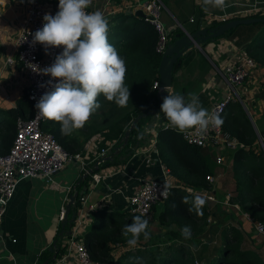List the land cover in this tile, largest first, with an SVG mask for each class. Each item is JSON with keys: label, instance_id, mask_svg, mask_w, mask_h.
I'll use <instances>...</instances> for the list:
<instances>
[{"label": "trees", "instance_id": "trees-1", "mask_svg": "<svg viewBox=\"0 0 264 264\" xmlns=\"http://www.w3.org/2000/svg\"><path fill=\"white\" fill-rule=\"evenodd\" d=\"M251 17L264 18V13L258 12ZM213 24L216 25V23ZM197 26L198 24L196 28ZM174 32L181 33V30L176 29ZM169 37L171 38L170 34ZM221 38L233 40L236 46H241L250 58L264 68V23L236 26L214 40ZM108 40L126 62L125 83L129 87L130 100L126 107H120L108 101L101 94L98 98L101 107L82 129L74 130L71 135L62 134L58 122L45 119L41 123V129L52 134L62 149L70 155L81 154L84 145L95 136L101 137V146H104L105 142L115 140L118 142L117 147H121V138L131 121L137 115L146 114L138 120V128L131 131L127 143L121 147L122 151L130 156L136 149L132 145L139 143L142 138L141 127L152 121L149 113L156 106L154 100L156 89L153 88V84L159 79L158 67L162 56V53L157 50L159 42L157 29L145 19L135 17L131 12L121 11L109 20ZM191 58L192 54L182 57L174 66L173 73L180 66L188 63ZM257 98H264V87ZM7 114L11 117L15 129L13 135L10 136V142L5 146V151L0 155L7 153L12 145L16 134V119L18 117L30 118L33 114V107L25 96L18 107L10 109ZM163 117L167 121L164 115ZM221 118L223 134L236 139L244 146L235 149L224 148L223 154L227 157L228 165L216 163L217 158L213 147L189 145L181 134L169 125L157 130L155 147L159 159L169 174L176 178L182 186L171 188L168 198L162 203L164 209L159 215V222L165 224L166 220L173 221L180 226V229L175 230L165 226L167 231L161 234L159 228L153 227L149 222V238L144 239L141 236L137 244L140 247L136 251L131 249L119 256H114L112 247L115 244H127L122 228L131 224L133 217L137 215H128L127 221L122 223L116 219L115 215L109 216L104 210H97L92 214L89 230L82 238L76 237L77 240H82L81 242L88 249L92 259L105 262L115 261L113 264H200L201 261L203 264H264V249L260 247L261 244L258 249L249 247L254 240L250 234L238 228V225H228L220 231L223 240L221 247L218 243L219 239L213 238L218 227L210 222L219 215V212L227 214L221 210L219 202L205 203L202 214L189 211L191 200L195 195L188 193L187 189L193 191L210 189L212 185L207 180V176L214 178L221 171H227L230 174L229 181L234 185L229 203L237 205L241 214H247L252 220L253 227L255 224H261L264 228V153L262 150H257L258 137L264 140V122L261 125L255 124V131L243 105L238 101L227 105ZM116 149L118 150V148L111 149L113 160L101 162L98 171L119 163V160H114ZM95 157L97 156L93 158ZM125 158L126 156L120 158V161H124ZM89 165L88 167L92 168L94 162ZM90 179L91 176H88L74 184L72 191L79 192L83 186L88 187ZM229 181L226 180L225 183ZM218 195L217 198L222 200ZM81 197L79 195L77 198L73 208L75 212L79 209ZM184 197H188V203L182 202ZM186 219L189 221L187 222ZM186 225L191 227L189 239L181 235V229ZM204 230L206 234L200 238ZM158 237L164 238L157 241L161 245L154 243L153 239ZM55 238H57L55 248L59 255L64 252L65 248L60 247L62 238L58 237V232ZM165 244L167 245L163 247ZM262 244L264 245V241ZM144 248L146 251H143ZM48 251L42 255V258L51 263L52 254Z\"/></svg>", "mask_w": 264, "mask_h": 264}, {"label": "crops", "instance_id": "crops-1", "mask_svg": "<svg viewBox=\"0 0 264 264\" xmlns=\"http://www.w3.org/2000/svg\"><path fill=\"white\" fill-rule=\"evenodd\" d=\"M134 1L136 0H92L90 8L91 12L96 10L105 11V17L109 21L111 17L121 11L133 13L128 6ZM161 1L163 8L160 12V20L171 38L174 36L176 29L191 31L196 29L197 24V28L211 29L231 19L251 17L258 12L264 13V0H227L228 7L223 11L211 6L208 7L207 11H204L202 0ZM25 9V0H0V154L5 151V146L10 142V136L13 135L15 129L7 111L18 107L20 101L25 97L28 84L25 73L16 61L18 54L16 37L19 22ZM213 23H216V25ZM233 42L228 38H221L207 40L200 48L196 46L190 48L182 57L192 54V58L173 73L174 78L172 77V85L168 94H180L187 99L189 93H194L199 97L202 106L210 110L211 106L219 101L226 91L222 71L227 65L235 61V57L239 55L240 51H243L241 46H236ZM8 58L14 59L15 62L6 64ZM244 87H246V90H242ZM262 87H264V68L257 66L241 89L243 95L242 105L250 122L251 119H254L255 112L253 109L260 112V102L264 98L258 99L257 95ZM161 119L163 124L160 127H167L169 123L164 120L163 115ZM143 127L145 125L141 127L142 138L139 143L136 145L131 144L136 149L130 156L122 151L123 148L117 147L118 142L115 140L105 142L104 146H101V137L99 136L93 137L84 145L81 157L88 164L94 156L99 155L101 147L106 148L107 151L118 148L114 153V157H116L114 160H119V163L109 165L98 171L103 176L101 181L95 186L88 185L87 191L81 197L77 219L79 211H84L86 216L76 229H74L76 223L71 227V235L74 230L75 237L82 238L90 228L92 214L97 210H104L109 216L115 215L116 219L122 223L127 221L128 215L131 214L127 199L141 186L142 180L145 178L158 181L167 179L172 186L182 187L181 183L169 173L168 175L162 173L163 165L156 147L152 144L149 134L147 135L142 131ZM175 131L180 132L179 130ZM213 149L216 158L218 156L223 158L222 164L216 163L228 165L227 157L223 154L224 148L213 147ZM124 156H126L124 161H120V158L122 159ZM82 168L80 162L71 161L66 163L62 170L55 173L50 181L43 177H27L18 181L15 193L0 222V255L5 254V257L0 260V264H41L46 260L42 258V255L49 250L56 233L60 230V219L64 206L68 201L69 193L73 192L74 184L78 183L83 174ZM229 176L230 174L227 171H221L214 177L212 188L216 196L219 193V196H222L232 191L234 186L232 182L229 187H226L228 182L225 183L226 180L229 181ZM89 183H91V179ZM227 188L230 189L227 190ZM190 194L195 195L194 193ZM223 199L218 200L217 203H220L221 210L227 214L219 212V215L215 216L210 223L214 224L215 227L218 223L221 226L237 223L242 228L241 217L244 214H241L239 208L238 210L234 208L235 211H233L232 208L235 206L232 204H222ZM163 209L162 203L153 207L149 216V220L152 219L149 222L153 227L157 226L161 234L167 231L165 226L175 230L180 228L173 221L168 222L166 220L165 224L159 222V215ZM80 217H83V215H80ZM248 226L253 227V223L246 221L244 229H242L246 233ZM154 233L156 235V232ZM71 235L61 239L60 247L65 248L64 252L57 255L55 260L49 264H76L72 254L67 257V263L59 260L62 255L68 253L67 246ZM250 235L254 243L256 240L264 239V235L258 233L255 229L252 230ZM219 237L220 228L213 235V238L217 240ZM78 241L81 242L82 240ZM157 241L156 238L154 243L161 245ZM167 244H170V242H167ZM139 247V245L132 248L127 244H115L112 247V254L119 256L131 249L136 251ZM149 247L152 246L149 245ZM143 251H146V249L144 248ZM34 255L35 260L32 262L31 258ZM200 264H203V261Z\"/></svg>", "mask_w": 264, "mask_h": 264}, {"label": "built area", "instance_id": "built-area-1", "mask_svg": "<svg viewBox=\"0 0 264 264\" xmlns=\"http://www.w3.org/2000/svg\"><path fill=\"white\" fill-rule=\"evenodd\" d=\"M25 1L26 9L23 17L20 19L16 37V45L18 47L16 61L19 63L28 80L25 96L32 104L33 114L30 118L18 117L16 119V134L12 145L7 153L0 155V222L15 193L17 183L20 179L27 177H43L50 181L55 173L62 170L65 164L71 161L80 162L83 167V172H86V170L90 168L88 167L89 164L92 162H102V158L108 153L106 148H102L99 155L92 158L88 164L87 161L81 157L80 153L74 155L68 154L62 149L52 134L41 129V123L45 119L37 114L35 105L46 91L51 90L50 87H40V85H46L49 80L53 79L49 75H44L42 70L54 62L56 55L62 51V47H50L46 52L42 44L33 43V35L36 30L42 28L44 23L43 16L46 13L53 16L57 13L59 0ZM128 7L132 9L133 13L137 10H141L144 14L143 19L153 24L157 29L159 33L157 50L162 53L167 42L171 39L160 20V12L163 8L162 1L147 0L143 2L141 0H136ZM87 11L91 12V8L89 7ZM101 12L106 16L105 11ZM14 62L15 60L10 58L6 60V64H13ZM257 66L259 65L250 58L244 50L240 51L239 55L235 57V61L227 65L222 71V79L226 91L224 96L214 103L209 111L216 112L221 117L226 106L231 102L238 101L242 104V90H246V87L243 88V86L247 83L251 73ZM55 82L56 81L53 80V83ZM153 88H158V81L154 82ZM260 112L264 122V100L260 102ZM251 122L255 128L254 119H251ZM160 126L158 124H154L152 127H147L145 125L142 129L145 134H149L153 145H155L156 142L157 128H160ZM179 133L189 145L228 149L244 147L241 143L237 142L236 139L223 134L221 126L210 128L203 136L197 134L194 130ZM258 144L259 148L264 153V140L262 137H258ZM216 161L217 163H222L223 158L218 156ZM162 173L164 175H168L169 173L164 166L162 167ZM90 176V184L94 186L97 185L103 177L99 172H93ZM207 180L213 186L215 179L207 176ZM165 182L170 184L171 188L173 187L167 179L161 181L152 178L143 179L141 186L127 199L131 214L148 218L151 215L152 208L157 204L163 203L169 196L171 188L168 190L167 195H162L165 191ZM188 192L202 196L206 203L208 201H218L215 197L213 188L195 192L188 190ZM224 198V203L227 205L230 204L229 193H226ZM234 206L237 207V205ZM78 214L79 217L75 220L76 225L74 229H76L86 216L84 211H79ZM80 215H83V217H80ZM245 215L248 216L247 214ZM248 220L252 223L250 218ZM254 229L258 233L264 235V228L261 224H255ZM69 235H71V232ZM67 250L68 253L60 257L59 260L61 262H66L67 257L72 254L76 260V264L115 263V261L105 262L92 259L85 245L76 239L74 230L68 240Z\"/></svg>", "mask_w": 264, "mask_h": 264}, {"label": "clouds", "instance_id": "clouds-1", "mask_svg": "<svg viewBox=\"0 0 264 264\" xmlns=\"http://www.w3.org/2000/svg\"><path fill=\"white\" fill-rule=\"evenodd\" d=\"M91 4L92 0H59L57 13H46L42 28L33 35V43L42 44L46 52L50 47H62L54 62L42 70L53 79L40 87L51 90L39 98L35 107L40 117L58 122L64 135L85 126L101 107V94L120 107H126L130 100L125 83L126 62L108 40L109 21L105 15L99 10L87 11ZM209 6L223 11L228 4L227 0H202L204 11ZM160 108L169 127L180 132L194 130L203 136L223 123L219 114L204 108L194 93H189L187 99L180 94H168ZM170 188L165 182L162 195H167ZM182 202L188 203V197ZM205 203L202 196L195 195L189 211L202 214ZM122 234L127 245L135 248L141 236L149 238V219L134 216L132 223L122 228ZM181 235L189 239L191 227L184 226Z\"/></svg>", "mask_w": 264, "mask_h": 264}, {"label": "water", "instance_id": "water-1", "mask_svg": "<svg viewBox=\"0 0 264 264\" xmlns=\"http://www.w3.org/2000/svg\"><path fill=\"white\" fill-rule=\"evenodd\" d=\"M135 17L144 18V14L141 10H137L134 12ZM253 23H264L263 17H246L239 19H231L229 21H225L220 23L213 28H196L191 31H187L186 29L181 30V33H175L173 38L167 42L164 51L162 52L161 60L158 67V88L156 89V94L154 100L156 101V106L149 113L152 116L151 123L147 124V127H152L154 124H158L159 126L163 122L161 116L163 113L161 112V104L163 102V97L168 95L169 89L172 85V77H173V69L174 66L179 63L181 57L188 52V50L192 47H199L206 42L207 40H214L215 38L221 36L224 32L235 28L239 25H247ZM166 87V91L163 89ZM159 115V116H158ZM146 116V114L137 115L130 123L129 127L125 130L123 137L121 138V147H123L127 141L128 137L133 129H137V122L141 117ZM117 151V149H116ZM123 158V157H122ZM104 160H112L111 150L108 151L107 155L102 158V162ZM101 163V162H100ZM94 163L92 168L83 172L79 181L90 176L93 172L99 170V164ZM87 191V187L83 186L82 190L79 192L73 191L68 195V201L64 206V211L62 218L60 219V230L58 232V237L62 238L63 236H68L70 234V229L72 225L75 223L77 218V212L73 211L75 207L78 196H83ZM66 226L68 228H66ZM56 241L55 238L52 242V245L49 248V252L52 254V261L55 260L57 255L56 250ZM35 255L31 258V261L34 262ZM49 260L43 261L41 264H49Z\"/></svg>", "mask_w": 264, "mask_h": 264}, {"label": "rangeland", "instance_id": "rangeland-1", "mask_svg": "<svg viewBox=\"0 0 264 264\" xmlns=\"http://www.w3.org/2000/svg\"><path fill=\"white\" fill-rule=\"evenodd\" d=\"M253 111L255 112L254 113V123L255 124H258V125H261V123L263 122V118H262V115H261V112H259L258 110H255V109H253ZM263 124V123H262ZM257 150H261L260 148H259V144H258V148H257ZM88 166H90V165H88ZM65 167V166H64ZM229 184H231V182H228L227 183V185H229ZM227 187V186H226ZM230 188H227V190H229ZM232 190H233V188H232ZM215 193V192H214ZM231 194H232V192L231 191H229V197H231ZM218 195V194H217ZM219 196V195H218ZM215 197H216V199L217 200H219L218 198H217V196L215 195ZM221 197V199H223L224 197H225V195H222V196H220ZM224 201H225V198L223 199V202H222V204L224 203ZM225 204V203H224ZM227 205V204H226ZM238 207V206H237ZM234 208L236 209V210H238V208H236V207H233L232 209H233V211H235L234 210ZM223 216H225V215H223ZM250 217H248V216H246L245 214L241 217V224H242V228L240 227V226H238V228H240V229H244V224L246 223V221L248 222ZM148 219H149V217H148ZM152 219L150 218V220L149 221H151ZM187 220V222L189 221L188 219H186ZM217 225V227L218 228H220V231L224 228V227H226L224 224L221 226V224H216ZM236 225H237V223H236ZM178 229H180V228H178ZM254 229V227H250V226H248V228H247V233H249V234H252V230ZM206 234V232H205V230H204V232H203V234L201 235V237L200 238H203L202 236H204ZM221 234L222 233H220V237H219V240H218V243H220V247L223 245V240H222V236H221ZM162 239H164V238H162V237H158L157 238V240H162ZM154 241L156 240L155 238L153 239ZM206 240H204V242H205ZM263 241H264V239L263 240H256V242L254 243L253 241H252V243H250L249 244V247H251V248H253V249H258V245L259 244H261V248L262 249H264L263 247H264V245L262 244L263 243ZM197 242V241H196ZM257 243H259L258 245H256ZM220 250H223L222 248H219ZM216 251V250H215ZM213 251H211V253H212ZM5 257V254H1L0 255V260L1 259H3Z\"/></svg>", "mask_w": 264, "mask_h": 264}]
</instances>
